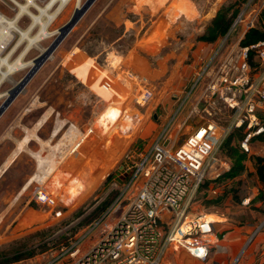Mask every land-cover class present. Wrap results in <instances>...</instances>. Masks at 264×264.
I'll use <instances>...</instances> for the list:
<instances>
[{
	"label": "rangeland",
	"instance_id": "1",
	"mask_svg": "<svg viewBox=\"0 0 264 264\" xmlns=\"http://www.w3.org/2000/svg\"><path fill=\"white\" fill-rule=\"evenodd\" d=\"M240 1L94 0L0 116V253L23 246L36 250L32 257L11 264H68L115 222L127 199L95 230L87 231L93 220L75 228L115 194L106 209L113 203L132 174L128 155L154 141L153 116L162 113L163 102L175 108L172 97L186 89L208 51L209 46L201 50L205 28L218 10L241 7ZM47 2L39 0L38 5ZM6 4L0 1V9L14 15ZM75 9L71 1L50 26V33L59 30ZM262 22L259 19L257 25ZM29 23L23 15L19 27ZM57 35L32 46L21 62L31 63ZM230 38L232 45L235 34ZM30 68L2 81L0 104L5 100L2 95ZM147 87L153 91L152 98L140 106L135 98ZM183 137H178L177 145ZM26 138L31 140L27 143ZM248 146L245 169L233 178L223 176L231 160L221 146L212 154L209 172L184 202L188 218L206 214L214 221V213L219 212L235 225L264 218V205L257 206L262 187L253 159L264 156V140L253 138ZM39 193L44 198L37 197ZM222 196L220 204L212 203ZM169 236V228L162 225L158 264H201L169 242ZM77 246V254L70 256Z\"/></svg>",
	"mask_w": 264,
	"mask_h": 264
},
{
	"label": "built area",
	"instance_id": "2",
	"mask_svg": "<svg viewBox=\"0 0 264 264\" xmlns=\"http://www.w3.org/2000/svg\"><path fill=\"white\" fill-rule=\"evenodd\" d=\"M0 1L7 2L15 13L20 4L27 2ZM15 13L9 16L0 9V37L2 29L12 32L8 44L17 34L10 27ZM263 13L264 0H245L227 32L212 43L205 42L201 50L205 46L209 49L200 58L188 86L172 97L175 109L146 149H136L128 155L129 167L133 168L131 177L87 231L101 226L123 200H128L127 205L90 248L68 264H158L162 225L170 230L169 242L206 264L215 240L213 220L206 214L188 218L183 205L206 177L212 154L233 129H244L241 146L246 152L249 141L264 133V38L249 45L240 44ZM233 34L235 43L229 45ZM152 92L145 88L135 98L136 103L145 105ZM187 127L183 142L175 146L172 130L182 133ZM42 193L37 197L44 198ZM78 251L77 246L70 256Z\"/></svg>",
	"mask_w": 264,
	"mask_h": 264
},
{
	"label": "trees",
	"instance_id": "3",
	"mask_svg": "<svg viewBox=\"0 0 264 264\" xmlns=\"http://www.w3.org/2000/svg\"><path fill=\"white\" fill-rule=\"evenodd\" d=\"M245 2V0H241L240 3ZM223 8L216 12L215 16L211 19L210 23L205 28L204 33L200 36V40L206 43H212L217 40L219 37L223 36L227 30L229 29L234 17L239 11V8L231 9ZM229 10H231V14L228 15ZM261 20L264 22V13L262 14ZM264 38V23L258 24L255 28L250 29L246 32L244 38L241 40V45H249L257 42L260 39ZM245 132L243 128H235L233 129L222 142L221 149L224 155L231 160V165L229 170L224 173V177L233 178L245 169L244 161L249 158L246 152H244L240 148V143L244 139ZM236 138L238 143L232 144L233 139ZM259 140H264V133L255 136ZM255 161V170L258 177V181L261 183L262 187H264V156H254ZM113 196L107 198L106 201L101 202L97 207L88 215L84 216L77 224L75 228H80L81 226L90 223L92 220H96L106 209ZM258 200L264 202V191L261 190L257 196ZM223 200L222 197H218L212 203L220 204ZM80 214L76 215L77 217ZM20 222L18 225H21ZM17 225V226H18ZM43 247V245H41ZM35 248L30 249L27 246L14 248L8 252L0 253V264H11L14 262L22 261L24 259L30 258L35 255Z\"/></svg>",
	"mask_w": 264,
	"mask_h": 264
},
{
	"label": "crops",
	"instance_id": "4",
	"mask_svg": "<svg viewBox=\"0 0 264 264\" xmlns=\"http://www.w3.org/2000/svg\"><path fill=\"white\" fill-rule=\"evenodd\" d=\"M164 104L166 102L162 103V113L153 116L154 121H157V129L154 132L156 135L157 131L162 129L172 110L175 109L170 106L166 107ZM172 132L175 135V140H172V143L177 146L178 137L184 136L183 131L178 133L173 129ZM261 190L264 191V187ZM258 201L257 206L264 205L263 201ZM214 216L212 228L215 240L210 245L209 259L206 264H233L235 260L237 264H264V224L262 225L264 218L258 222L245 221L241 225H235L223 213L215 212ZM259 225H262L260 230L258 229Z\"/></svg>",
	"mask_w": 264,
	"mask_h": 264
},
{
	"label": "bare ground",
	"instance_id": "5",
	"mask_svg": "<svg viewBox=\"0 0 264 264\" xmlns=\"http://www.w3.org/2000/svg\"><path fill=\"white\" fill-rule=\"evenodd\" d=\"M47 1L48 2L43 7H39L38 5L39 0H27L25 4L19 5V8L17 12L15 13V17L10 21V27L13 31L17 33L18 37L13 43V46H11L10 51H8V53H6L5 56H2V57L0 56V84L2 83L3 80L7 79L9 75L23 68H26L28 66H31V68L33 67L34 65L33 61L28 64H23L21 62L22 57H24V55L28 52V50L32 46L36 45L41 40L49 38L54 34H59V30H56L50 33L49 31L50 26L57 19V17L63 12V10L69 6V3L71 1H75L76 8L81 7L80 6L81 0H47ZM31 9H34L36 13H33ZM23 15H27L30 19L29 25L25 27L24 29L20 28L18 25L19 24L18 22ZM16 21H18L17 22L18 24H16ZM33 32H35V34ZM10 33L12 32L8 33L7 30H4V29L1 30L0 39L4 41L0 42V50H2L6 46V44L9 43V41L7 40H9L10 37H12ZM6 35L8 37H6ZM23 45L25 47L24 48L22 47L23 50L21 51L17 59L13 62H10L9 61L10 56ZM46 51L47 49H40V52H41L40 56L44 55ZM107 85L106 87L110 89V86L109 85L107 86ZM2 96L6 98L8 96V92L3 94ZM24 138H23V141H24ZM27 138L25 142L28 143V141L31 139L27 140ZM32 155L37 163L38 159L36 158L35 154L33 153ZM36 168H40V166L36 165Z\"/></svg>",
	"mask_w": 264,
	"mask_h": 264
},
{
	"label": "water",
	"instance_id": "6",
	"mask_svg": "<svg viewBox=\"0 0 264 264\" xmlns=\"http://www.w3.org/2000/svg\"><path fill=\"white\" fill-rule=\"evenodd\" d=\"M93 2L94 0H85L80 8H76L73 11V14L71 15L70 19L59 29V34L47 47L46 53L44 55L37 56L33 60L34 63L33 67L30 68L29 71L20 79L17 85H15L14 87L8 90V96L0 104V116L5 111V109L11 104V102L15 99V97L20 93V91L24 88V86L32 78V76L36 73L40 65L52 53V51L58 46V44L64 39V37L69 33L72 27L82 17V15L86 12V10L91 6Z\"/></svg>",
	"mask_w": 264,
	"mask_h": 264
}]
</instances>
